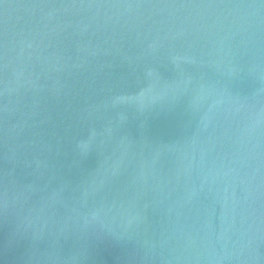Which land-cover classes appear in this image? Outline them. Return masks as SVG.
<instances>
[{"label": "water", "instance_id": "1", "mask_svg": "<svg viewBox=\"0 0 264 264\" xmlns=\"http://www.w3.org/2000/svg\"><path fill=\"white\" fill-rule=\"evenodd\" d=\"M0 264H264V0H0Z\"/></svg>", "mask_w": 264, "mask_h": 264}]
</instances>
